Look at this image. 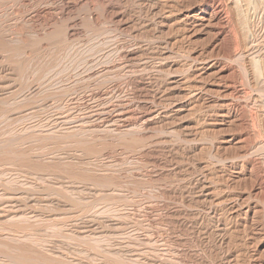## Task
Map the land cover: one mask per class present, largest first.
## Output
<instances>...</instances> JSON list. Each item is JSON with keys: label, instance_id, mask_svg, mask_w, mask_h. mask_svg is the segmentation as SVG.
<instances>
[{"label": "rangeland", "instance_id": "1", "mask_svg": "<svg viewBox=\"0 0 264 264\" xmlns=\"http://www.w3.org/2000/svg\"><path fill=\"white\" fill-rule=\"evenodd\" d=\"M230 1L219 2L215 43L199 28L186 35L176 17L162 29L148 0H0V264H254L251 237L264 230V0ZM178 2L167 4L174 12ZM210 64L204 82L198 69ZM178 77L182 91L171 89ZM199 87L204 96L189 100ZM228 110L236 122L220 125ZM118 111L137 127L108 128ZM242 163L255 184L232 179ZM232 205L256 213L244 222Z\"/></svg>", "mask_w": 264, "mask_h": 264}, {"label": "bare ground", "instance_id": "2", "mask_svg": "<svg viewBox=\"0 0 264 264\" xmlns=\"http://www.w3.org/2000/svg\"><path fill=\"white\" fill-rule=\"evenodd\" d=\"M68 3H69V1L70 0H66ZM168 1H170V0H160L159 1V7H158V3H156V2H158V0H148V2L151 4V6H148V7H150V10H151V8H152V10L155 12V15H156V17L158 18V25L162 28L163 26H165V24L167 23L168 24V21L169 20H171L172 19V17H176V19H177V22H178V20H179V22H181V23H183V25L185 26V28L186 29H183V30H185V32L187 31V33L188 34H186V35H189V34H192V30H194V29H197V28H199V30L201 29V30H203V31H205L206 33H207V35L210 37V38H212V40L215 42V43H217V42H219V40H220V38L223 36V33L224 32H222V30L223 29H221L220 28V25L223 23V21H224V17L225 16H223V9H225V8H223V6L222 5H219V2L221 1V0H177V1H179L178 3H179V9L178 10H176V11H174L173 12V10H174V7H172L171 5V7H169V5L167 4L168 3ZM229 2V0H226V2ZM232 1V0H231ZM230 1V2H231ZM241 1V3H242V0H240ZM249 1V0H248ZM253 1V0H252ZM259 1V0H258ZM224 2V1H223ZM223 2H220V3H222L223 4ZM225 2V3H226ZM256 2V1H255ZM233 3V2H232ZM234 3H236V4H238L237 2H234ZM245 3V2H244ZM244 3L242 4V5H244ZM254 3V2H253ZM171 4V3H170ZM248 4V2L246 3V5ZM149 5V4H148ZM226 5V4H225ZM246 5H244V6H246ZM249 5V4H248ZM262 5H263V3H262ZM157 6V7H156ZM227 6V5H226ZM234 7L236 6L237 7V5H233ZM241 6V5H240ZM261 6V5H260ZM228 8H229V6H227ZM250 7V6H249ZM252 7V6H251ZM264 7V6H263ZM112 8V7H111ZM240 8H242V7H240ZM246 8V7H245ZM254 8V7H253ZM261 8V7H260ZM110 9V8H109ZM163 9H167L166 10V14L164 15H162L161 17L159 16V14L161 15V13L163 12ZM237 9V8H236ZM235 9V10H236ZM234 10V9H233ZM225 11V10H224ZM243 11V10H242ZM262 11V10H261ZM230 12H231V10H230ZM247 12H248V10H247ZM254 12V11H253ZM263 12V11H262ZM227 13V12H226ZM115 14V13H114ZM242 14V13H241ZM240 14V15H241ZM262 14V13H261ZM116 15V14H115ZM233 15V14H232ZM238 15V14H237ZM236 15V16H237ZM240 15H238V16H240ZM243 15V14H242ZM241 15V16H242ZM254 15V14H253ZM238 16L236 17L237 19H238ZM240 16V17H241ZM245 16V15H244ZM118 17V16H117ZM230 17V16H229ZM243 18V17H242ZM245 18V17H244ZM247 18V17H246ZM251 18V17H250ZM225 19H226V17H225ZM153 20V19H152ZM154 20H155V16H154ZM249 20V19H248ZM175 21L176 20H174V22H173V24L175 23ZM245 21V20H244ZM154 22V21H153ZM152 22V23H153ZM238 22V21H237ZM251 23V22H250ZM156 24V23H155ZM175 25V24H174ZM177 25V24H176ZM223 26V25H222ZM248 26V25H247ZM179 27V26H178ZM178 27H177V30H178ZM180 27H181V25H180ZM179 27V28H180ZM228 27V26H227ZM163 29V28H162ZM161 30V29H160ZM226 30H228V29H226ZM180 32H181V30H179ZM225 31V30H224ZM232 31V30H231ZM194 32V31H193ZM201 33V32H200ZM253 33H255V32H253ZM210 34V35H209ZM245 34H247V33H245ZM180 35V34H179ZM182 35V34H181ZM194 35V34H193ZM205 35V34H204ZM185 36V35H184ZM190 36V35H189ZM195 36V35H194ZM69 37V36H68ZM185 38H186V36H185ZM187 39V38H186ZM244 39V38H243ZM189 40V39H188ZM248 40V39H247ZM251 40V39H250ZM190 42V41H189ZM192 42V41H191ZM247 44V43H246ZM254 45H256V44H254ZM258 45V44H257ZM252 46V45H251ZM247 47H250V45L249 46H247ZM10 51V50H9ZM14 52V51H13ZM12 52V53H13ZM251 53V52H250ZM248 54V53H247ZM255 54V53H254ZM257 54V53H256ZM255 56V55H254ZM251 57V56H250ZM195 58V57H194ZM130 59V58H129ZM200 59V58H199ZM197 60V59H196ZM253 60V59H252ZM199 61V60H198ZM161 62V61H160ZM193 62V61H192ZM211 62V61H210ZM162 63H163V61L161 62V65H162ZM196 63V62H195ZM194 63V64H195ZM199 64H201V62L199 63ZM160 65V64H159ZM165 66H167V65H165ZM171 66V65H170ZM192 66V65H191ZM195 66H196V64H195ZM113 67V66H112ZM111 67V68H112ZM162 67V66H161ZM191 68V67H190ZM189 68V69H190ZM199 68V67H198ZM215 67H214V64H210L209 66H201V68L200 69H198V71H199V77H200V80L202 79L203 80V76L205 77V79L207 80L209 77L208 76H205V75H207L208 73H209V71L211 72V70H213ZM93 69V68H92ZM192 69H197V67L196 68H192ZM169 70H170V67H169ZM188 71H190V70H188ZM188 71H187V73H188ZM217 73H218V75H221L222 74V69L220 68V69H218V71H217ZM186 74V73H185ZM190 74V73H189ZM224 74V73H223ZM264 74V73H263ZM209 75V74H208ZM213 75V74H212ZM216 74H214L213 76H215ZM90 76H91V74H90ZM187 76V75H186ZM191 76V75H190ZM193 76H195V75H193ZM193 76H191V77H193ZM262 76V75H261ZM187 77H189V76H187ZM190 77V78H191ZM221 77V76H220ZM184 78H185V76H184ZM212 78V77H211ZM211 78H210V80H211ZM216 78V77H215ZM263 78V77H262ZM60 79V78H59ZM219 79V78H218ZM222 78H220V80H221ZM198 80V79H197ZM169 81V80H168ZM183 81H185V80H183ZM182 80H180L179 79V77H178V80H173V81H171V85H172V88L171 89H173V90H176V91H182V89H181V85L183 84L182 82H183ZM187 81V80H186ZM204 81V80H203ZM208 81V80H207ZM206 81V82H207ZM170 82V81H169ZM168 82V83H169ZM192 82V81H191ZM199 82H202V81H198V83ZM205 82V81H204ZM203 82V83H204ZM212 82V81H211ZM213 82H215V80H213ZM212 82V83H213ZM202 83V84H203ZM216 83V82H215ZM222 83V82H221ZM58 84H60V83H58ZM46 85H47V83H46ZM221 85V84H220ZM37 86H38V84H37ZM36 86V87H37ZM61 87V86H60ZM186 87V86H185ZM226 87V86H225ZM169 87H168V89H170ZM213 88V87H212ZM29 89V88H28ZM59 89V88H58ZM186 89V88H185ZM185 89H183L184 91H185ZM209 89V88H208ZM207 89V91H208V93H211V91L210 90H208ZM211 89V88H210ZM222 89H223V87H222ZM38 90V89H37ZM203 90V87H199L198 89H197V93H196V90H191L190 92H188V94H187V98L189 99V100H194V101H198V100H200L204 95H202L201 93L199 94L198 93V91H202ZM214 90V89H213ZM170 91V90H169ZM226 91V90H225ZM35 92V91H34ZM204 92V91H203ZM172 93V92H171ZM186 93V92H185ZM184 93V94H185ZM175 94H177V93H175ZM180 94V93H179ZM174 95V94H173ZM176 96V95H175ZM181 96H183V95H180V97ZM177 97H178V100H179V96L177 95ZM176 97V98H177ZM185 98V97H184ZM205 101V100H204ZM179 102H180V100H179ZM178 103V102H177ZM184 102L182 101V103H179V104H177L176 106H175V109L176 110H178V109H181L182 107H183V104ZM187 103V102H186ZM64 104V103H63ZM67 104H69V103H67ZM189 104V103H188ZM213 104H215V103H213ZM40 105V104H39ZM263 105V104H262ZM66 106V105H65ZM173 107V106H172ZM189 107V106H188ZM187 109H191V108H187ZM58 110V109H57ZM103 110V109H102ZM183 110V109H182ZM178 111H180V110H178ZM104 112V111H103ZM102 112V113H103ZM106 112V111H105ZM175 112V111H174ZM116 113V112H115ZM151 113V112H150ZM181 113V112H180ZM104 114H106V113H104ZM108 114V113H107ZM146 114V113H145ZM161 114V113H160ZM109 116V115H108ZM143 116H145V115H143ZM154 117H155V115H153ZM152 116V118H154ZM160 116V115H159ZM159 116H156V117H159ZM217 117H220L221 119L219 120L220 121V125H222V124H224V123H226V122H228V124H230V125H232V124H234L235 122H236V116H235V114L231 111V110H228L227 111V113L223 116V115H221V116H217ZM105 119V118H104ZM137 119V118H136ZM106 120V119H105ZM108 120V121H107ZM106 121H107V123H111L110 124V126H107L108 128L109 127H115V124L117 125V124H120L121 125V127H123V128H125V127H127V128H131V127H133L134 125H135V123L134 122H130L129 121V118H128V115L127 114H125V113H123L122 111H121V113H119V111H118V114H117V116H115V117H113V118H109V119H107ZM143 122H141L142 123V125L143 124H149L150 123V120L148 119V117H143L142 119H141ZM104 121V120H103ZM210 123V122H209ZM213 123H215L216 124V122H212V124ZM218 123V122H217ZM80 124V123H79ZM89 124V123H88ZM95 124V123H94ZM102 124V123H101ZM104 124V123H103ZM211 124V125H212ZM219 124V123H218ZM100 125V124H99ZM139 125V124H138ZM214 125V124H213ZM82 126V125H81ZM86 126H87V124H86ZM136 126V125H135ZM148 126V125H147ZM83 127V126H82ZM97 127H99L98 125H96V126H91V127H88V128H90V129H88V131L89 130H92L93 128H97ZM105 127V126H104ZM106 127V128H107ZM137 127V126H136ZM141 127V126H140ZM214 127V126H213ZM225 127V126H224ZM77 128H78V125H77ZM80 128V127H79ZM86 128V127H85ZM92 128V129H91ZM146 128V127H145ZM111 129V128H110ZM220 129V128H219ZM82 130V129H81ZM94 130V129H93ZM97 130V129H96ZM96 130H95V132H96ZM115 130H118V128H115ZM128 130V129H127ZM187 130V129H186ZM223 130V129H222ZM230 130V129H229ZM86 131V130H85ZM132 131V130H131ZM263 132V131H262ZM76 133V132H75ZM72 134H74V133H72ZM210 134V133H209ZM67 135V134H66ZM213 135H215V133L213 134ZM68 136V135H67ZM91 136V135H90ZM187 136V135H186ZM228 140V139H227ZM217 143V142H216ZM232 147V146H231ZM226 148V147H225ZM224 148V149H225ZM220 149V148H219ZM224 151V150H223ZM39 155V154H38ZM240 168H239V172L238 173H236V176L235 177H233L232 179L234 180H236V179H238L239 177H249L250 178V176H251V172H253V170L251 171V168H250V164L249 163H242V164H240V166H239ZM14 170V169H13ZM234 170V169H233ZM12 171V170H11ZM15 171V170H14ZM12 172V173H15V172ZM229 171V170H228ZM2 172V174H3V171H1ZM6 172H7V170H6ZM9 172H10V170H9ZM19 173H20V171H18ZM5 173V172H4ZM17 173V172H16ZM15 173V174H16ZM18 173V174H19ZM21 175L23 174V173H20ZM19 174V175H20ZM227 174V173H226ZM259 174V173H258ZM10 175V174H9ZM13 175V174H12ZM12 175H11V180H13V178H14V175H13V177H12ZM17 175V174H16ZM30 175V174H29ZM2 176V175H1ZM4 176V175H3ZM6 176H8V174L6 175ZM18 176V175H17ZM32 175H30V177H31ZM222 176V175H221ZM225 176V175H224ZM254 176V175H253ZM261 177H262V175H260ZM5 177V176H4ZM19 177V176H18ZM21 177V176H20ZM20 177L18 178V179H20ZM23 177H25L24 175H23ZM228 177H230V176H228ZM26 178V177H25ZM225 178V177H224ZM241 178H239V179H241ZM243 178V179H244ZM249 178H247V179H249ZM10 179H8V180H10ZM17 179V180H18ZM24 179V178H23ZM22 179V180H23ZM27 179V178H26ZM229 179V178H228ZM250 179H252V178H250ZM255 179V178H254ZM28 180V179H27ZM34 180V179H33ZM38 180V179H37ZM40 180V179H39ZM232 180V181H233ZM253 180V179H252ZM19 181H21V179L19 180ZM18 181V182H19ZM24 181V180H23ZM23 181H22V184H23ZM26 181V180H25ZM240 181V180H239ZM243 181V180H242ZM242 181H240V182H242ZM245 181H246V179H245ZM255 181H257V179L255 180ZM6 182V181H5ZM4 182V183H5ZM13 182V181H12ZM12 182L10 181V183L12 184ZM15 182H16V180H15ZM13 183L12 185H14V184H16L17 185V183ZM27 182V181H26ZM36 182V181H35ZM34 182V183H35ZM236 182H237V180H236ZM253 182H254V180H253ZM251 183V182H249V183H251V184H255V182L254 183ZM258 182V181H257ZM4 183H3V181H2V184L4 185ZM10 183H8V184H10ZM25 183V182H24ZM28 183V182H27ZM33 183V182H32ZM33 183V184H34ZM37 183V182H36ZM234 183V182H233ZM19 184V183H18ZM21 184V183H20ZM22 184H21V187H24V186H22ZM29 184H30V182H29ZM29 184H28V186H29ZM45 184H47V183H45ZM3 185H2V187H3ZM37 185H39V184H37ZM37 185H36V187H37ZM225 185H227V184H225ZM0 186H1V184H0ZM7 184H6V186L4 185V187H6V189H7ZM18 187H20L19 185H17ZM28 186L26 185L25 186V189H26V187L28 188ZM35 186V185H34ZM33 186V187H34ZM43 186V185H42ZM250 186V185H249ZM32 187V186H31ZM44 187V186H43ZM48 187V186H47ZM62 187V186H61ZM64 187V186H63ZM73 187V186H72ZM71 187V188H72ZM203 187V186H202ZM208 187V186H207ZM207 187H205V188H207ZM226 188L225 189H227L228 188V185L227 186H225ZM258 187H260L261 188V191H262V189H264V181H261L260 183H258ZM38 188V187H37ZM45 188H46V186H45ZM49 188V187H48ZM82 188H83V186H82ZM252 188V191L253 192H257V190H256V188H255V186H253V187H251ZM1 189V188H0ZM5 189V190H6ZM18 189H21L19 192H21L22 191V189H24V188H18ZM17 188H16V190H18ZM24 189V190H25ZM74 189V188H73ZM229 189V188H228ZM5 190H3V195L4 194H6L7 192L5 191ZM8 190V189H7ZM15 190V189H14ZM27 190H29V188L27 189ZM36 190V189H35ZM33 191V190H31V191H33V192H36V191ZM39 190V189H38ZM44 190V189H43ZM48 189H46V191H47ZM66 190V189H65ZM68 190V189H67ZM86 190V189H85ZM92 190V189H91ZM203 190V189H202ZM251 189H249V191H250ZM4 191L6 192V193H4ZM26 191V190H25ZM24 191V192H25ZM72 191H74V190H72ZM208 190L206 189L205 190V192H207ZM210 191V190H209ZM214 191V190H213ZM248 191V192H249ZM252 191H251V193H252ZM258 191H260V189L258 190ZM260 191V192H261ZM14 192V191H13ZM12 192V195L14 194ZM23 192V191H22ZM22 192H21V194H22ZM23 192V193H24ZM26 192H28L29 193V191H26ZM32 192V194H34ZM42 193V190H39V193ZM45 192V191H44ZM86 192V191H85ZM91 192V191H90ZM203 192V191H202ZM216 192V191H215ZM263 192V191H262ZM16 194L18 193V192H15ZM38 193V192H37ZM40 193V194H41ZM69 193H71V191L69 192ZM211 193H213L212 191H211ZM2 194V193H1ZM0 194V195H1ZM10 194V193H9ZM87 194V193H86ZM225 194V193H224ZM259 194H261V193H259ZM258 193H257V195H259ZM3 195H1V196H3ZM11 195V194H10ZM34 195H36V194H34ZM39 195V194H38ZM203 195V194H202ZM213 195H216V193L214 194L213 193ZM217 195H219V194H217ZM222 195V194H221ZM228 195V194H227ZM261 195H263V193L261 194ZM15 196V195H14ZM19 196V195H18ZM37 196V195H36ZM40 196V195H39ZM205 196L206 197H210V192L209 193H206L205 194ZM226 196V195H225ZM237 196V195H236ZM242 196V195H241ZM260 196V195H259ZM10 197H12V196H10ZM32 197H33V195H32ZM216 197V196H215ZM221 197V196H220ZM219 197V198H220ZM230 197V196H229ZM258 197V196H257ZM1 198V197H0ZM9 198V197H8ZM13 198V197H12ZM17 197L15 196L14 198H13V200H15ZM19 198V197H18ZM236 198V197H235ZM241 198V197H240ZM6 199V198H5ZM11 199V198H10ZM30 199H31V196H30ZM37 199V198H36ZM39 199V198H38ZM88 199V198H87ZM216 199V198H215ZM242 199V198H241ZM261 199H263V198H261ZM7 200V199H6ZM16 200H18V199H16ZM15 200V201H16ZM32 200V199H31ZM212 200H214V199H212ZM224 200H226V199H223V204H227V203H224ZM227 200H229V199H227ZM232 200H234V199H232ZM231 200V201H232ZM264 200V199H263ZM0 201H2V198H1V200ZM15 201H11V202H15ZM20 201H22L21 199H20ZM37 201V200H36ZM49 201V200H48ZM217 201V200H216ZM242 201V200H241ZM261 201V200H260ZM8 202V201H7ZM25 203H26V201H24ZM220 202H222L221 200H220ZM219 202V203H220ZM1 203V202H0ZM10 203V202H9ZM24 203V204H25ZM37 203H38V201H37ZM211 203V202H210ZM218 203V202H217ZM229 203H230V201H229ZM23 204V203H22ZM50 204V203H49ZM212 204V203H211ZM223 204H220V205H223ZM233 204H236V203H233ZM247 204V203H246ZM262 204H264V203H262ZM19 205V204H18ZM26 205V204H25ZM28 205V204H27ZM27 205H26V207H27ZM216 205H218V204H216ZM230 205V204H229ZM238 205V204H237ZM24 206V205H23ZM31 206V205H30ZM224 206V205H223ZM226 206V205H225ZM224 206V207H225ZM231 206V205H230ZM233 206V205H232ZM236 206V205H235ZM20 207V206H19ZM22 207V206H21ZM25 207V208H26ZM46 207H48V206H46ZM45 207V208H46ZM216 207V206H215ZM223 207V208H224ZM52 208V207H51ZM229 208V207H228ZM257 208V207H256ZM255 207H252V206H245V207H239V209H234V206L231 208V209H233L232 210V212H234L236 215H242V219H243V221L245 222L246 220H247V218H248V216L249 215H251V214H253V215H255V213L256 212H254V211H256L255 209H256ZM47 209V208H46ZM16 210V209H15ZM19 210V209H18ZM17 210V211H18ZM38 210V209H37ZM226 210H227V206H226ZM225 210V211H226ZM1 211L2 210H0V213H1ZM11 211V210H10ZM14 211V210H13ZM16 211V212H17ZM43 211V210H42ZM5 212H7L6 210H5ZM9 212V211H8ZM8 212L7 213H5V214H7V215H9L8 214ZM15 212V213H16ZM22 212V211H21ZM35 212V211H34ZM230 212V211H229ZM11 213H14V212H11ZM14 213V214H15ZM23 213V212H22ZM231 213V212H230ZM257 213H258V211H257ZM2 214H4V212H2ZM2 214H0V217H1V215ZM31 213L29 212V211H26L25 213H23V217L25 218V217H27L28 219H31V220H29V221H33V219L35 218V215H33V217L30 215ZM7 215H4V216H7ZM31 217H30V216ZM257 215V214H256ZM3 216V217H4ZM11 216V215H10ZM12 216H14V215H12ZM15 216H16V218L17 219H19V217L20 216H22V215H18L19 217H17V213L15 214ZM23 217H21L22 219H23ZM241 217V216H240ZM6 218V217H5ZM10 218V217H9ZM4 219V218H3ZM12 219V218H11ZM13 219H15L14 217H13ZM12 219V220H13ZM17 219H16V221H17ZM21 219V220H22ZM47 219V218H46ZM49 219V218H48ZM252 219V218H251ZM9 220V219H8ZM20 220V219H19ZM24 220V219H23ZM22 220V221H23ZM44 220V219H43ZM50 220H51V218H50ZM49 220V221H50ZM53 220V219H52ZM10 221V220H9ZM21 221V222H22ZM26 221V220H25ZM34 221H36L35 219H34ZM41 221V220H40ZM46 221H48V220H46ZM28 222V221H27ZM26 222V223H27ZM51 222V221H50ZM54 222V221H53ZM29 223V222H28ZM32 224H34V223H32ZM46 224H47V222H46ZM51 224V223H50ZM262 231H264V230H261L260 232H258V233H253V235H252V237H251V242H253V249H254V251H253V258L255 257V256H257L256 257V259H254V264H264V232H262ZM250 238V237H249ZM35 241V240H34ZM37 242V241H36ZM249 242V241H248ZM41 243V242H40ZM39 242H38V245L40 244ZM250 243V242H249ZM252 244V243H251ZM36 246H37V243H36ZM40 246H42V245H40ZM39 247V246H38ZM37 248V247H36ZM252 248V247H251ZM36 252H37V250H36ZM251 254V253H250ZM11 256L12 255H10V258H11ZM29 256V255H28ZM16 258H18V256H15V259ZM22 258V257H21ZM28 258V257H27ZM26 258V256H24L23 257V259H21V260H23V261H28V260H26L27 259ZM32 259H33V257H31ZM14 259V260H15ZM29 260H31L32 261V259H30V258H28ZM16 260H19V258L18 259H16ZM15 260V261H16ZM22 261V262H23ZM33 261H36V259L35 260H33ZM13 262V261H12ZM20 263H22L21 261H19ZM37 262V261H36ZM36 262H34V263H36ZM24 263V262H23ZM26 263H29V261L28 262H26ZM33 263V264H34ZM39 263V262H38ZM13 264V263H12ZM15 264V263H14ZM30 264V263H29ZM41 264V263H40Z\"/></svg>", "mask_w": 264, "mask_h": 264}]
</instances>
